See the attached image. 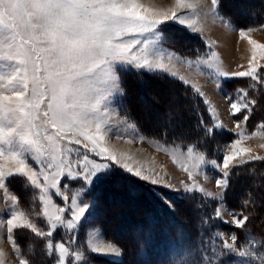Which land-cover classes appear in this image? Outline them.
I'll return each mask as SVG.
<instances>
[{"label": "snow or ice", "instance_id": "obj_1", "mask_svg": "<svg viewBox=\"0 0 264 264\" xmlns=\"http://www.w3.org/2000/svg\"><path fill=\"white\" fill-rule=\"evenodd\" d=\"M222 3L174 0V7L158 15L141 0H0V61L11 62L4 65L6 72H0V239L10 242L18 264H36L33 242L50 264H93L94 257L122 255L120 246L103 243L99 230L89 228L95 201L86 198L118 169L148 184L179 191L155 170L144 174L142 166L127 162L130 157H118L105 146L107 133L147 139L128 117L110 107L114 97L124 94L121 73L131 70L169 74L187 85L209 113L206 122L196 106L194 129L200 136L189 141L188 133L180 131L184 123L169 112L159 138L165 145L162 150L171 151L173 162L180 158V167L187 173V180L179 182L183 191L217 202L211 216L199 218L198 234L210 219L236 231L214 232L207 242L201 237L178 264H264V232L254 235L250 227L261 218L257 201L264 209V197L248 192L241 211H232L230 220H224L220 207L234 171L264 163V155L242 146L245 132L241 129L260 104V97L250 93L264 90V64L258 62V58L264 61V43L249 35L264 30V22L233 26L220 15ZM202 16L219 20L248 40L251 58L244 71L226 70L210 44V51L195 60L163 47L165 33L177 25L178 30L201 33ZM174 61L196 69L198 75L207 70L216 89L233 78L251 81L248 89L228 97L229 114L239 117L233 132L237 138L224 147L219 161L207 158L201 146L232 130L219 119L202 86L175 70ZM253 136L264 137V121L248 134L249 139ZM209 166L218 172L216 192L196 179L203 174L207 180ZM17 184L21 191L31 190L26 206ZM7 258L0 250V264Z\"/></svg>", "mask_w": 264, "mask_h": 264}, {"label": "rangeland", "instance_id": "obj_2", "mask_svg": "<svg viewBox=\"0 0 264 264\" xmlns=\"http://www.w3.org/2000/svg\"><path fill=\"white\" fill-rule=\"evenodd\" d=\"M226 1L228 3L230 0ZM244 1L245 0H236L235 2L237 4L232 6L228 5L229 7L227 8L233 12H237V15L239 13H242V15L243 13H250L255 17V12L262 6L261 1L264 2V0H249V3L245 4ZM141 2L146 7L155 8L158 15L174 7V0H141ZM201 23L203 24V31L196 34L204 37L208 45H212L211 50L220 53L226 70L229 72L244 71L251 58L252 46L248 43V40L246 38L242 39L239 33L234 31L232 27H226L219 20L211 16H202ZM172 31L174 30L172 29ZM178 34L179 33L174 32V38H176ZM249 35L258 42L264 43V30L255 31ZM163 47L179 56L192 60L203 57L210 51V49L207 48L198 55L183 56L175 49L171 48L166 42L163 44ZM258 62L264 64V61H260L259 58ZM9 63L11 62L0 61V72H6L8 69L5 68L4 65ZM173 63L175 65V70L181 75L185 76L187 79H191L198 86H202V90L205 92L207 99H209L212 106L216 108L219 119L223 121L224 125H226L228 129H231L232 131L230 132L233 133L235 131V121L239 119V117H234L229 114V96L224 92L223 84L221 88L216 89L215 85L209 79L207 70L205 71V75H198L194 68H190L182 63H176L175 61ZM167 85V87H164L153 84L150 88L151 95L148 100L142 98V96L138 97L141 103L137 115L144 120L142 125H162L165 119L163 108L171 112L177 121H181L185 113V111H180V109L185 108V110L190 111L188 107L189 104L185 102V99L178 97L176 94L177 91L174 89L175 86L169 83ZM155 101H157V103H155ZM262 101H264V95ZM125 103L126 99L123 94V96L114 97L110 107L119 111L121 117H128L129 122L135 124L140 134L147 137V139L139 141L136 136L129 133H125L123 136L107 133L105 146L114 150L118 157H130V160L127 162L142 166L144 174H147V170L149 169L155 170V172L165 177L167 182L174 185L179 191H174L173 189L159 185L148 184L141 180L139 183L125 175L117 181L105 183V193L101 191L97 193L94 189L93 193L91 192V194L86 197L90 202L93 200L95 201V208L91 217L92 223L89 225V228L91 229L94 226L99 230L100 238L103 243H113L120 246L122 248V255L107 258L94 257L93 264H120L121 261L122 264H160L161 261L164 260L165 262L162 264H178L181 259L188 258L189 247L195 249V245L200 241L201 237L207 242L208 237L214 232L220 231L227 234L236 230L230 225L223 224L220 220L210 219L208 225L203 226L198 234V225L200 224L199 218L201 216L206 218L211 216L213 209L218 206L217 202L210 198H203L198 192L185 193L183 191L179 182L181 180H187V173L180 167V158H178L176 162H173L171 151L166 152L162 150L165 145L160 139L149 137L143 132L138 122L133 119L132 114L126 108ZM261 108L262 104H259L257 108L259 111L256 110L254 118L250 119L246 126L243 124L241 125V129L245 132L242 146L251 148L253 153L257 155H264V147H260V145L264 144V137L253 136L249 139L248 134L255 131L256 126L261 121H264V114ZM182 122L185 125L183 129H185L188 126V122L187 120H182ZM114 131L116 130L114 129ZM120 131L123 130L120 129ZM236 138L235 136L233 140ZM150 140L152 142H149ZM228 144H230V142ZM92 158L95 159L96 157L93 156ZM207 158L217 161L221 159L210 158L208 156ZM206 174L208 177L207 180L204 179L203 174L197 176L196 179L208 191H218L215 187V179L218 176V172L214 171L209 166L206 168ZM244 181V183L248 181V183L251 184L250 187L255 190L256 197H264L263 172L259 175L256 174L252 176L249 180L244 178ZM242 184L236 186V192L239 191L240 193L245 190V187H241ZM107 185L109 186L107 187ZM77 186L78 185H74L73 187ZM169 194L175 196L174 199L181 198L183 195H188L190 198L194 196L197 197L196 200L199 203L198 205H194L193 203L188 205L183 202L181 205L174 206L173 202H171L173 199ZM198 197L201 198V201L198 200ZM153 198H158V202L153 201ZM56 202L60 203L59 199H57ZM27 203L28 201L26 200L25 206ZM168 204L172 205L170 210L175 214L176 221H179V224H176V222H174V224L172 223L173 221L166 210ZM257 206L259 210V201H257ZM0 207H2V205H0ZM220 207L224 213V220H230V213L235 210L227 205L226 199L224 204L220 205ZM154 208L157 211L153 212V210H155ZM236 212H239V210ZM259 212L261 213L260 219H263L264 209H260ZM156 215L159 216V218L155 217ZM153 218L164 220L165 222L163 225H161V223L159 225V221L156 222ZM212 221L214 222L210 225ZM261 223L263 226L264 223L260 222V224ZM172 227V232L174 233H170L168 236L170 244L168 242L167 250L163 252L153 248L154 245H152L151 237L159 234L162 235L164 228ZM257 230L263 232L260 227L257 228ZM237 234L239 235V233ZM254 235L259 236L260 234L254 233ZM80 239L83 240V234H81ZM141 239L144 241L143 243L146 244L149 254L147 256H141L142 253L138 250L134 255L129 253L127 255V251H124V248L126 249L131 245L134 249V243L139 240L141 241ZM216 243L219 244V241H216ZM144 246L145 245H143V248ZM0 250L7 253L8 258L5 264H18L16 255L10 250V242L5 239H0ZM128 257L129 259L131 258L130 260L135 259V262L131 263L130 260L128 261ZM137 258L138 260H136Z\"/></svg>", "mask_w": 264, "mask_h": 264}, {"label": "trees", "instance_id": "obj_3", "mask_svg": "<svg viewBox=\"0 0 264 264\" xmlns=\"http://www.w3.org/2000/svg\"><path fill=\"white\" fill-rule=\"evenodd\" d=\"M235 1L236 0H230L227 3L226 0H223L222 6L220 8V15L223 16L226 20L230 21L233 26H236V27L254 26L256 24L264 22V2H262L260 0L262 3V6L259 9H257V11L255 12V17H254L250 13H243V15H242V13H239L237 15V12H235V11L233 12V11L229 10L227 8V7H229L228 5L232 6L234 4H237ZM244 3L245 4L249 3V0H245ZM224 4H226V5H224ZM180 27L181 26L177 25V26L172 28L174 31H172V29H170L169 32L165 33V36L167 37L166 43L169 44V46L171 48L175 49L179 54H181L183 56H195V55L200 54V52H202L208 48V42L206 41V39L204 37H202L201 35H198L194 32H191L189 30H183V31L178 30ZM174 32H177L180 34V35L179 34L177 35L178 38L177 37L174 38ZM121 77H122V86L124 87V95H125V99H126V103H125L126 108L132 114L133 119L138 122V125L141 127V129L143 130V132L146 135H148L149 137H152V138L160 139L159 138V129H160L161 125H156V126L142 125L144 123V120L139 115H137L138 111H139V105L141 103V101H139L138 97L142 96V98H145L148 100V98L151 95V89L150 88L152 87L153 84L157 85V86H164V87L166 86L167 87L168 86L167 84L169 83V84L175 86L174 89H175V91H177L176 94L178 95V97L185 99V102L187 104H189L188 107H189L190 111L185 110V108L180 109V111H183V112L185 111V113L182 117V120H187V122H188V126L185 129H183V128L180 129V131H186L188 133L189 141L200 136V133L194 129V126L196 124L195 115L193 114L194 109L196 108L197 105L199 106V111L204 114L206 122H208V120H209V113L205 112V105L198 98L193 96L191 90L187 87V85L182 84L179 80H177L176 78H174V77H172L166 73L137 74L135 70H131L128 72H122ZM250 83H251V81H249L245 78H233V79H230L227 82L223 83V86H224L223 89H224V92L226 93L227 96L232 97V96H234V94L237 92L238 89H248V86ZM169 87H171V86H169ZM250 94L260 97V104H262L261 110H263V114H264V101H262V97L264 95V90H261L259 93H250ZM155 103H157V101H155ZM163 109H164L163 115L166 116V114L169 112L166 108H163ZM150 114H152V113H150ZM255 114H256V112H255ZM263 118H264V115H263ZM172 138L173 137H171V136L169 137V139H172ZM234 138H235V135L230 131H226L222 135L217 134L214 140L205 141L202 144L200 150L205 152L206 155L210 158H217V159L221 158V151H223L224 147L229 142H231ZM261 172L264 173V163H256V164L248 165L244 168H239V169H236L234 171L232 179H231V184H230V187L227 191L226 198H225L227 205L231 209H233L235 211H237V210L241 211L242 201L247 198L246 194L248 192L251 191L253 193L254 197L257 196V195L255 196V192H254L255 190L250 187L251 184L248 183V181H246V183H244L245 182L244 178H247L249 180V179H251L252 176H254L256 174L259 175ZM123 175H125L129 178H132L133 180H136L137 182L140 183V180H138L137 178H134L133 176L131 177L128 173L124 172L123 170L118 169L111 178H109L108 180L96 185L94 187V189L96 190L97 193L100 191L105 193V183H108L110 181H117L118 179L122 178ZM242 182H243V184H242ZM240 184H242L241 187H245V190H243V192L239 193V191L236 192V189H237L236 186H239ZM103 185H104V188H103ZM109 185H107V187ZM16 190L18 192H20L21 196L24 198L22 206H25V202H26L27 197L30 194L31 190H29L28 192L21 191L19 184L16 185ZM92 193H93V191H92ZM169 195L173 199V200H171V202H173L174 206L181 205L183 202H185L188 205L190 203L191 204L193 203L194 205H198V203H199L196 200L197 197H194V196H192L190 198L188 195H183L181 198H175L174 199L175 196H173L172 194H169ZM200 197H198L199 201H201V198H202V197L201 198ZM149 201H150V198H149ZM153 201L158 202V198H153ZM166 210H167V213L170 215L171 220L173 221L172 223L174 224V222H176V224H179V221H176L175 214L173 212H171L170 208L168 207ZM150 211H152V210H150ZM155 211H157V210L156 209L153 210V212H155ZM245 214H253V213H249L248 211H245ZM155 217L159 218V216H157V215ZM260 217H261V213H260ZM153 219H155L156 222L159 221V225H160V223H161V225H163L165 222L164 220H160L157 218H153ZM259 219L260 218L253 221V224L250 225V227H252V229H253V233L261 234V232L259 230H257V228H259V227L264 232V225L262 226V223L260 224V222L264 223V218L260 219V220ZM213 222L214 221L210 222V225ZM38 223H40L42 225V221H40ZM172 231H173V227L172 228H164L162 235L159 234V235H154L153 237H151V240L153 243L152 245H154L153 248L159 249L160 251H163V252L166 251L167 247H168V242H169L168 236L170 235V233H172V234L174 233ZM57 238H59V236ZM143 242L144 241H142V239H141V241L139 240V241L135 242L134 243V245H135L134 249L132 248L131 245H130L131 247L129 246L126 249L123 247L124 251H127L126 252L127 255H128V253L134 255L139 250V252L142 253L141 256H147L149 254V250H148L146 244ZM169 244H170V242H169ZM143 245H145L144 248H143ZM33 246L37 249L36 264H50V262L42 256V253L39 252V245L36 244L35 242H33ZM24 250L27 254V250L26 249H24ZM130 259H129V257L127 258L128 261ZM136 260H138V258ZM130 261H131V263H133V262H135V259H132ZM163 262H165V260L161 261L160 264H162ZM128 263H130V262H128ZM152 264H157V263H152Z\"/></svg>", "mask_w": 264, "mask_h": 264}, {"label": "bare ground", "instance_id": "obj_4", "mask_svg": "<svg viewBox=\"0 0 264 264\" xmlns=\"http://www.w3.org/2000/svg\"><path fill=\"white\" fill-rule=\"evenodd\" d=\"M149 217V216H148Z\"/></svg>", "mask_w": 264, "mask_h": 264}]
</instances>
